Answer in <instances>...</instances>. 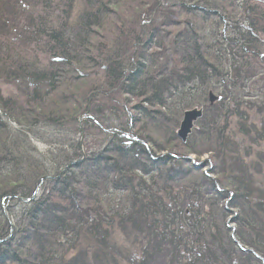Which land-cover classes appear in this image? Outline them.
Wrapping results in <instances>:
<instances>
[{
  "label": "trees",
  "instance_id": "trees-1",
  "mask_svg": "<svg viewBox=\"0 0 264 264\" xmlns=\"http://www.w3.org/2000/svg\"><path fill=\"white\" fill-rule=\"evenodd\" d=\"M75 4L0 0V113L18 124L67 112L77 132L106 137L88 156L77 144L51 178L0 120V264H264V193L244 162L264 143V0ZM194 107L202 117L181 143L175 129ZM205 154L214 181L189 166ZM115 232L139 255L125 256Z\"/></svg>",
  "mask_w": 264,
  "mask_h": 264
},
{
  "label": "rangeland",
  "instance_id": "rangeland-1",
  "mask_svg": "<svg viewBox=\"0 0 264 264\" xmlns=\"http://www.w3.org/2000/svg\"><path fill=\"white\" fill-rule=\"evenodd\" d=\"M83 3H84V0H76L75 8H77V10L82 9ZM137 12L140 13L139 11ZM183 19L187 20L188 22L192 21L188 17H184ZM126 20L129 23L132 22L131 17H127ZM159 22L160 21L157 20V24ZM197 24L199 27H201V24H203L204 27H206L204 31L206 32L208 31V25H206L205 23H201L200 21H197ZM83 82H86V81H83ZM83 88L85 87L83 86ZM4 93L6 95L7 91ZM210 94H212V96L214 97L213 93H210ZM72 100L70 102V105L72 106V111L75 113L77 110V100L76 101L75 100L72 101ZM96 102H97L96 106L97 105L99 106L98 109L103 111L104 108L102 107V104L106 105L107 101L103 100V98L101 97H98L96 99ZM52 103L54 102L50 101L49 104H52ZM208 105L213 106L214 102L210 104L208 100ZM192 110L201 111V114H203V109L200 107H194V108L189 109L188 111H192ZM66 114H67L66 118L65 117L62 118L64 119L63 123H61L58 119L53 117L55 116L53 115L52 119L55 120L54 123H47L45 122V120L37 121V122L34 120L30 121L31 119L28 118V120L19 119V121H17L18 124H14L12 123V121L7 119L0 113L1 123L5 126V130L2 131L1 134L3 138L5 136L7 137V142H9V145H11V147L13 146L18 151L23 152L22 156H24V158L30 159L31 161L41 164L43 169H45L46 173L52 178L56 176L57 172L58 173L60 172V169L62 168L63 164L68 162L69 159L71 160L72 158L76 157L79 153H82L83 156L85 155L88 156L90 154H93L97 151V147H100L103 143H106L105 142L106 137L102 135L104 132H101L100 130L95 128V126H90V130H87V128L85 129L80 128V131L77 132V128H76L77 124H75L74 122L75 120L74 121L69 120L68 118L69 114L67 112ZM183 115L178 121L177 127L175 129L176 137L181 143H185L188 140L192 131L196 127L197 121L199 120L198 119L193 124L194 127L192 128L191 133L187 136L185 142H183L178 137V131H179V127L182 122V119H183ZM72 116H73V113H72ZM86 117H88V115ZM78 123H80V121ZM106 123H107L106 121L101 122V124L104 127H108V125H111L110 123H107V124ZM61 124H63V126H61ZM154 126H151V127L147 126L145 127V130L147 129L150 130L149 128H151V131H152L151 134L160 133L161 129L158 130V128L157 127L155 128ZM77 144L80 148L79 150H81V152H79L78 154L75 152L77 150ZM166 144L169 150H173L175 147H177V143L175 142L174 143L166 142ZM166 144L164 145L163 143L162 146L163 147L165 146L164 148H166ZM255 152H257L256 156H252L248 160L244 159V162L245 163L248 162V164L252 162L254 164V167H256L258 174L254 177V180L257 184L260 185L259 187L262 189L264 193V143H262L260 147L255 148ZM165 155L166 154H161L160 157H163V156L165 157ZM256 158H258V161L256 160ZM189 161H190L189 166L191 165L196 166L198 170L196 171V174L197 173L206 174V178H209L210 180L214 181V174H213L214 168L211 167L212 162H210L209 154H205L204 156H202L199 159V163L197 165L194 164V161H196L195 156H190ZM76 162L77 160L75 161V163ZM183 163L185 164L184 166H182ZM182 164L180 163L179 166H176V164H171V166L173 165L172 168L175 171H177V169L180 166H182V170L186 171V173L188 174L189 171H187V168H188L187 163L182 162ZM171 166L168 167L167 169L171 168ZM162 169L165 170L164 168ZM28 173L29 172H27L26 174L24 173V175H22L24 177L25 182L26 181L29 182L32 179V176L29 177L30 174L28 175ZM45 185H46L45 182L41 183V185H39V187L36 188L35 193L33 194L30 200H35L41 197L42 194H44ZM5 186L7 185L6 184H4L3 186L0 185V191L4 189ZM12 198L14 197L12 196L11 199ZM12 205L14 208V205H16L15 202L14 203L12 202L11 204H9V207ZM233 217H235V214L232 216V218ZM228 228L232 230L234 228V224L230 222V224H228ZM115 235L117 236L116 239H117L118 244H120L123 240L117 234V232H115ZM88 239L89 238H84L85 240V241L83 240L84 243L87 242ZM119 247L122 248L121 251L123 252V254H125V256L139 255V253L137 252L138 248L136 247L137 248L136 249L135 246H128L127 244H120ZM246 252L250 253L251 250L248 249L246 250ZM235 254L238 255L237 252ZM121 264H125V263L121 262Z\"/></svg>",
  "mask_w": 264,
  "mask_h": 264
},
{
  "label": "water",
  "instance_id": "water-1",
  "mask_svg": "<svg viewBox=\"0 0 264 264\" xmlns=\"http://www.w3.org/2000/svg\"><path fill=\"white\" fill-rule=\"evenodd\" d=\"M217 101V98L212 96V94H209V103L212 104ZM202 116L201 111H188L185 112L183 115L182 122L179 127L178 131V137L181 139V141L185 142L187 136L191 133L193 124L200 119Z\"/></svg>",
  "mask_w": 264,
  "mask_h": 264
},
{
  "label": "bare ground",
  "instance_id": "bare-ground-1",
  "mask_svg": "<svg viewBox=\"0 0 264 264\" xmlns=\"http://www.w3.org/2000/svg\"><path fill=\"white\" fill-rule=\"evenodd\" d=\"M194 127V126H193Z\"/></svg>",
  "mask_w": 264,
  "mask_h": 264
}]
</instances>
